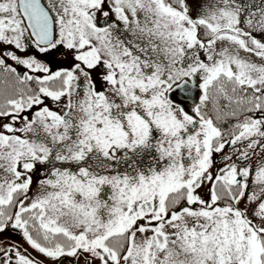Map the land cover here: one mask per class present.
Segmentation results:
<instances>
[{"label": "snow or ice", "instance_id": "snow-or-ice-1", "mask_svg": "<svg viewBox=\"0 0 264 264\" xmlns=\"http://www.w3.org/2000/svg\"><path fill=\"white\" fill-rule=\"evenodd\" d=\"M9 231L0 264H264V0H0Z\"/></svg>", "mask_w": 264, "mask_h": 264}, {"label": "rangeland", "instance_id": "rangeland-1", "mask_svg": "<svg viewBox=\"0 0 264 264\" xmlns=\"http://www.w3.org/2000/svg\"><path fill=\"white\" fill-rule=\"evenodd\" d=\"M9 63H11V61H9ZM18 71L22 73L24 69L22 67H18ZM216 159H219V157H216ZM37 179L38 177L34 176L33 190H35L36 187L35 181ZM0 242H16L22 244L24 247H28L27 244L21 239V237L18 234L10 231L5 233H0ZM29 250L32 251L31 249ZM33 255H37V254L33 251Z\"/></svg>", "mask_w": 264, "mask_h": 264}]
</instances>
